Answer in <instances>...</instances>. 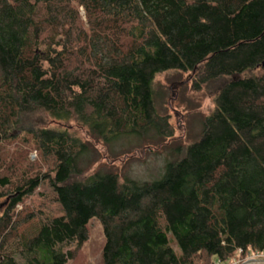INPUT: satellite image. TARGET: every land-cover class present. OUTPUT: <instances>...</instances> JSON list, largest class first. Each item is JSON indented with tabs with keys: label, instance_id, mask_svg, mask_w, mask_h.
I'll use <instances>...</instances> for the list:
<instances>
[{
	"label": "trees",
	"instance_id": "trees-1",
	"mask_svg": "<svg viewBox=\"0 0 264 264\" xmlns=\"http://www.w3.org/2000/svg\"><path fill=\"white\" fill-rule=\"evenodd\" d=\"M263 61L264 0H0V264H68L93 218L106 240L101 264L264 252ZM170 70L195 73L196 90L229 80L158 180L82 178L90 143L30 124L45 112L99 142L171 137L154 88ZM16 144L47 171L26 173ZM43 186L49 201L17 209Z\"/></svg>",
	"mask_w": 264,
	"mask_h": 264
},
{
	"label": "rangeland",
	"instance_id": "rangeland-1",
	"mask_svg": "<svg viewBox=\"0 0 264 264\" xmlns=\"http://www.w3.org/2000/svg\"><path fill=\"white\" fill-rule=\"evenodd\" d=\"M195 77L193 72L170 70L158 74L155 78L157 108L161 114L170 118L174 128V135L171 137L162 138L152 133L146 137L132 135L111 142H99L88 135L87 130L76 122H61L45 112L31 116L30 124L37 127L66 129L90 143L93 152L84 158L85 173L82 178L98 172H113L117 173L121 180L132 178L141 182L155 181L163 176L168 163L180 158L181 149L186 148L200 136L205 117L216 109L219 91L229 80L224 78L210 82L204 84L200 90H196ZM9 149L10 153L15 154L16 159L27 166L24 167L27 169L26 173L47 171L49 164L41 161L36 152H27L28 149L20 144ZM50 197V190L43 186L17 209L23 211L24 206L28 209L38 207L42 201H49ZM7 199L0 200V215L9 204ZM88 233V241L68 264L102 263V251L106 240L100 219L93 218L90 221ZM71 248L74 249L75 246ZM250 254L253 253L247 256ZM247 256L243 257V254L237 253L234 259L243 258L242 260L247 262Z\"/></svg>",
	"mask_w": 264,
	"mask_h": 264
},
{
	"label": "built area",
	"instance_id": "built-area-1",
	"mask_svg": "<svg viewBox=\"0 0 264 264\" xmlns=\"http://www.w3.org/2000/svg\"><path fill=\"white\" fill-rule=\"evenodd\" d=\"M238 253H240L242 255V250H240ZM247 257H248L246 259L247 261H249L251 259H264V252H256V253L250 254ZM242 259L241 258L236 259V260L234 259V260L228 261V262H222V261L218 260L216 262V264H243V263H245V260H242Z\"/></svg>",
	"mask_w": 264,
	"mask_h": 264
},
{
	"label": "water",
	"instance_id": "water-1",
	"mask_svg": "<svg viewBox=\"0 0 264 264\" xmlns=\"http://www.w3.org/2000/svg\"><path fill=\"white\" fill-rule=\"evenodd\" d=\"M261 66L264 68V61L262 62ZM244 264H264V259H252L245 262Z\"/></svg>",
	"mask_w": 264,
	"mask_h": 264
},
{
	"label": "flooded vegetation",
	"instance_id": "flooded-vegetation-1",
	"mask_svg": "<svg viewBox=\"0 0 264 264\" xmlns=\"http://www.w3.org/2000/svg\"><path fill=\"white\" fill-rule=\"evenodd\" d=\"M252 260V259H251Z\"/></svg>",
	"mask_w": 264,
	"mask_h": 264
}]
</instances>
